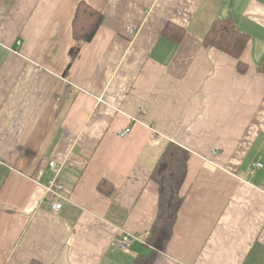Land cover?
<instances>
[{
	"label": "crops",
	"instance_id": "obj_1",
	"mask_svg": "<svg viewBox=\"0 0 264 264\" xmlns=\"http://www.w3.org/2000/svg\"><path fill=\"white\" fill-rule=\"evenodd\" d=\"M80 1L0 0V264H135L169 141L190 157L154 264H264V0H85L103 19L71 61ZM229 16L249 34L245 71L204 44Z\"/></svg>",
	"mask_w": 264,
	"mask_h": 264
},
{
	"label": "trees",
	"instance_id": "obj_2",
	"mask_svg": "<svg viewBox=\"0 0 264 264\" xmlns=\"http://www.w3.org/2000/svg\"><path fill=\"white\" fill-rule=\"evenodd\" d=\"M103 15L100 10L81 0L73 18V35L75 44L71 47V61L78 55L81 45L90 41L101 24ZM163 34L176 42L181 41L184 30L168 23ZM249 40V34L242 31L231 16L217 18L204 37L206 47H217L239 59L238 69L245 71L247 65L240 60ZM264 73V56L257 66ZM190 151L185 147L169 141L159 155L151 178L158 186L157 213L149 230L143 235L144 244L149 252L139 253L134 257L135 264H154L161 252H164L173 235L178 211L183 202L182 188L188 169ZM30 264H36L31 262Z\"/></svg>",
	"mask_w": 264,
	"mask_h": 264
},
{
	"label": "built area",
	"instance_id": "obj_3",
	"mask_svg": "<svg viewBox=\"0 0 264 264\" xmlns=\"http://www.w3.org/2000/svg\"><path fill=\"white\" fill-rule=\"evenodd\" d=\"M129 133V128L119 129L118 134L122 136H126ZM50 167L58 172L60 170V166L58 162L55 160L49 161ZM262 164L259 162L257 166H261ZM66 186V181L64 179H60L59 181L49 180V183L46 184L45 188L47 192L53 194L54 201L52 202L53 208L58 210L62 206V200L66 199L64 194ZM134 241V235L129 232H124L116 239V246L121 250H127L131 247Z\"/></svg>",
	"mask_w": 264,
	"mask_h": 264
}]
</instances>
